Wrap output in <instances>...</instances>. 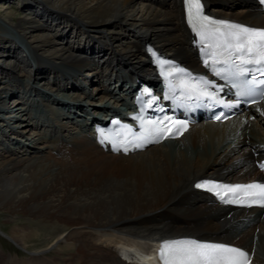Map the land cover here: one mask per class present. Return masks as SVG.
I'll return each mask as SVG.
<instances>
[{"label":"bare ground","instance_id":"6f19581e","mask_svg":"<svg viewBox=\"0 0 264 264\" xmlns=\"http://www.w3.org/2000/svg\"><path fill=\"white\" fill-rule=\"evenodd\" d=\"M17 1L22 14L0 17V217L32 255L0 253V264H138L160 238L184 234L242 246L254 251L251 264H264V208L223 205L192 186L200 177L263 175L254 164L264 157L263 102L128 154L89 134V122L127 102L135 77L155 79L144 43L201 69L181 0ZM205 3L264 25L254 0ZM92 83L95 93L85 88Z\"/></svg>","mask_w":264,"mask_h":264},{"label":"snow or ice","instance_id":"6c2138e0","mask_svg":"<svg viewBox=\"0 0 264 264\" xmlns=\"http://www.w3.org/2000/svg\"><path fill=\"white\" fill-rule=\"evenodd\" d=\"M186 2L189 22L193 28L198 30L202 41L215 40L214 46L217 48L222 47L225 51L245 53L248 59L241 57L242 63L264 64V29H254L210 19L202 14L200 0H186ZM208 47H213V45L209 44ZM261 74L264 75V71ZM258 83L264 84V80ZM260 95L264 97V91ZM216 119L219 120L220 116H217ZM183 128L187 129V125H183ZM159 131H163V129ZM167 131L171 133L172 129ZM260 168L264 169V163L260 164ZM196 186L208 190H215L219 187L216 184H197ZM228 193H244V198H252V203L264 206V183L226 187L224 194ZM217 194L219 195V193ZM239 202L243 203V198ZM160 257L164 264H250L248 253L242 249L195 240L163 242Z\"/></svg>","mask_w":264,"mask_h":264},{"label":"rangeland","instance_id":"374dc122","mask_svg":"<svg viewBox=\"0 0 264 264\" xmlns=\"http://www.w3.org/2000/svg\"><path fill=\"white\" fill-rule=\"evenodd\" d=\"M4 6H9V8H3ZM25 8V7H24ZM9 13H12L13 16H17L19 14H22L23 11H22V7L20 6V4L18 3L17 0H0V17L2 15H8ZM13 35L12 37L15 35V37L18 36V34L13 31ZM141 38V36H140ZM11 37L9 36L8 38H6V40H10ZM32 65L35 64L33 63V61H31ZM15 77H10V79L12 81H15L14 79ZM7 79V78H6ZM58 79H61V78H58ZM65 79L67 80L68 78L65 77L64 79H61L63 80L62 82H65ZM28 77H24L22 78V81L20 82V85L24 86V84L28 81ZM104 82L106 83L107 82V79L104 78ZM84 84V83H82ZM97 85V83H96ZM95 84H91L90 87H86V90H88L87 92H91V93H95L94 92V87L96 86ZM15 89H13L14 91ZM20 92V91H19ZM18 93V92H17ZM51 96H54L55 97V92H49ZM19 94V93H18ZM5 95V94H4ZM28 96H29V93H28ZM35 96V95H34ZM79 96V95H78ZM81 96V94H80ZM85 96V95H84ZM83 96V97H84ZM13 97V96H12ZM10 97L9 99L6 100V103L7 102H11V98ZM79 100V98H78ZM81 100V99H80ZM74 101V100H72ZM94 102H98L99 99L97 97H95V99L93 100ZM13 102V101H12ZM8 105V104H7ZM11 105V104H10ZM33 106L35 107V109H37L39 111V113L41 112V114H44V105H43V102L40 101V100H37V101H34L33 102ZM40 108V109H39ZM109 112V111H108ZM107 113V112H106ZM43 119H46L47 121L50 120L49 117H47V115H43ZM248 120V121H247ZM244 121H246V123H248L250 126L252 125L253 123V118H250V119H244ZM250 121V122H249ZM252 121V122H251ZM204 123H200V125H202ZM0 130H3V128L0 126ZM34 131V128L33 127H28L27 128V131H26V134L29 136H33L32 135V132ZM8 133V131H7ZM27 135L25 136H22L20 137V139H22L26 144H27V140L24 139V137H26ZM259 135L262 136L261 133H259ZM1 139V138H0ZM22 142V144L25 145V143ZM1 144V143H0ZM6 145V149L7 151L9 152H13L14 151V148H13V145H10V144H5ZM37 145H40V144H36ZM9 148V150H8ZM22 217V216H20ZM9 232V227H7L4 223V219H2L0 217V253L2 255H5L6 257H14L18 260H28L30 258V256L32 255V253L30 252V250L28 248H25L23 246H20L19 244H16L14 241H12L10 238H8L7 234Z\"/></svg>","mask_w":264,"mask_h":264}]
</instances>
